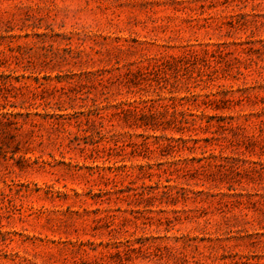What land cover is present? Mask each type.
<instances>
[{
  "label": "rangeland",
  "instance_id": "1",
  "mask_svg": "<svg viewBox=\"0 0 264 264\" xmlns=\"http://www.w3.org/2000/svg\"><path fill=\"white\" fill-rule=\"evenodd\" d=\"M0 264H264V0H0Z\"/></svg>",
  "mask_w": 264,
  "mask_h": 264
}]
</instances>
